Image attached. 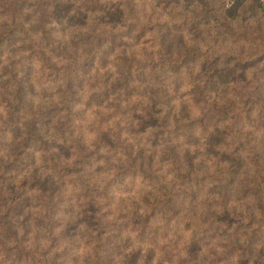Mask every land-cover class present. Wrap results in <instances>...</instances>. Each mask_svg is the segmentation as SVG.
Returning <instances> with one entry per match:
<instances>
[{"label":"trees","instance_id":"obj_1","mask_svg":"<svg viewBox=\"0 0 264 264\" xmlns=\"http://www.w3.org/2000/svg\"><path fill=\"white\" fill-rule=\"evenodd\" d=\"M4 1L0 264H50L57 249L61 260L54 264H264V196L255 188L264 179V89L247 101L209 70L198 73L206 81L189 84L187 100H180L187 89L182 77L194 82L192 69L151 61L146 46L138 54L106 47V32L94 21L85 22L84 30L96 34L86 45L58 47L50 27L61 20L55 3L32 10V17L24 13L27 0ZM77 18L68 14V20ZM110 66L118 86L154 101L151 124H137L151 125V150L136 148L139 142L130 138L125 144L118 134L114 140L108 135L104 150L97 140L86 148L82 136L71 138L67 130L72 124L62 112L68 98L58 93L35 102L26 96L40 86L58 92L64 86L68 94L70 84L80 93L85 82L105 86L99 73ZM156 104L165 105L162 116ZM182 134L179 155L171 141ZM106 218L112 219L108 227ZM58 220L64 228L53 227Z\"/></svg>","mask_w":264,"mask_h":264},{"label":"rangeland","instance_id":"obj_2","mask_svg":"<svg viewBox=\"0 0 264 264\" xmlns=\"http://www.w3.org/2000/svg\"><path fill=\"white\" fill-rule=\"evenodd\" d=\"M52 3L56 4L61 18L59 25L50 26L54 27L52 34L58 47L61 43L86 45L96 34L84 30L85 22L94 21L97 29L106 32L103 39L106 47L114 46L116 51L123 48L138 54V50L146 46L151 53V61L164 59V67L177 66L182 72L192 69L194 82L188 76L182 77L183 86L187 89L180 92V100H187L184 94L191 88L189 84L200 85L206 81L204 74L198 73L209 70L219 73L221 78L237 87V92L246 94L247 101L257 100L259 86L264 89V0H27L22 4L24 13L29 12L33 17L32 10L46 9ZM5 10L10 12L8 7ZM73 11L78 17L74 22L68 20V14ZM62 26L63 31L60 32ZM133 40L135 44H131ZM225 69H229V73L223 76ZM118 76L116 68L110 66L99 73L98 80L105 86L98 84L93 88L94 81L85 82L80 93L73 87L75 85L70 84L71 94L64 86L60 87L63 92H58L54 86H40L26 96L35 102L56 98L58 93L62 100V95L68 98L62 112L72 124L67 130L71 138L82 136L86 148L97 140L98 146L104 150L108 135L113 134L114 140L118 134L125 144V139L130 138L139 142L136 148L151 150V125L137 124L143 119L150 123L154 101L138 98L135 90H124L118 86ZM98 90H106L107 93L99 96L95 93ZM261 96L264 98V95H259V98ZM116 101L120 104L117 105ZM155 106L159 108L158 115L162 116L165 105ZM180 136L179 140L171 141L174 152L179 155L185 134ZM138 138L139 141L135 140ZM163 139L160 134L157 142L161 144ZM90 150L91 146L84 152L88 154ZM153 163H158V157ZM93 179L97 178L93 176ZM256 187L257 195L264 196V179H257ZM71 200L76 206L75 200ZM121 214H126V211ZM58 215L55 220L60 218ZM62 221L58 220L59 224L51 221V224L57 228ZM111 222L109 218L103 220L107 227ZM61 225L64 228V223ZM57 234L55 232L54 236ZM60 242L58 239L56 244ZM55 253L57 257L48 256L50 264L61 260L62 251L57 249Z\"/></svg>","mask_w":264,"mask_h":264}]
</instances>
